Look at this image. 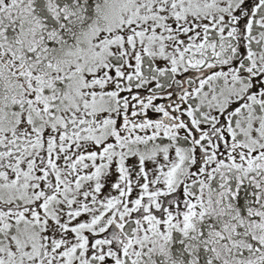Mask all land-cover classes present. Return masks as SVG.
<instances>
[{
	"label": "snow or ice",
	"instance_id": "6c2138e0",
	"mask_svg": "<svg viewBox=\"0 0 264 264\" xmlns=\"http://www.w3.org/2000/svg\"><path fill=\"white\" fill-rule=\"evenodd\" d=\"M0 264H264V0H0Z\"/></svg>",
	"mask_w": 264,
	"mask_h": 264
}]
</instances>
